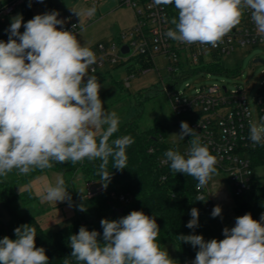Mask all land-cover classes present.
Instances as JSON below:
<instances>
[{"label": "clouds", "instance_id": "obj_1", "mask_svg": "<svg viewBox=\"0 0 264 264\" xmlns=\"http://www.w3.org/2000/svg\"><path fill=\"white\" fill-rule=\"evenodd\" d=\"M154 4L173 5L177 10L170 20L174 28L165 36L180 43L218 46L240 24L245 10L256 33L264 37V0H154ZM72 11L82 23L95 15L96 8ZM58 16L57 11L46 12L26 23L22 16L13 17L6 29L7 41L0 40V177L13 170L27 175L50 169L53 162L75 165L99 159L98 175L106 187L112 176L107 171L109 158L113 168H127L126 150L134 140L128 135L111 139L119 130L120 118L105 110L99 95L102 85L89 74L90 69L95 71L91 66L96 56L72 31L63 29L65 22ZM180 128L173 135L180 140L190 135V148L186 155L167 150L163 163L176 174L193 177L200 190L216 172L217 158L187 122L182 121ZM249 139L254 145L264 144V120L249 121ZM42 200L68 201L71 206L62 177L45 187ZM196 201L205 198L198 195ZM79 210L86 209L81 205ZM221 214L222 208L214 206L211 216ZM190 216L186 227L194 230L199 226V210L193 207ZM100 225L102 243L101 234L85 226L69 237L75 264H174L157 242L160 228L154 216L133 210L116 220L102 219ZM14 234L15 239H0V264H49L45 249L36 246L34 227L21 225ZM222 234V240L206 241L197 234L177 238L198 248L191 264H264V214L259 220L250 213L238 216ZM63 264L72 261L65 258Z\"/></svg>", "mask_w": 264, "mask_h": 264}, {"label": "trees", "instance_id": "obj_2", "mask_svg": "<svg viewBox=\"0 0 264 264\" xmlns=\"http://www.w3.org/2000/svg\"><path fill=\"white\" fill-rule=\"evenodd\" d=\"M10 0H3L0 7L7 4ZM21 6H28L23 3ZM136 64L142 69H149L151 62L145 59H137ZM121 64L112 67H106L96 74L102 87L100 89V99L111 103L118 102L125 87L122 81L115 79L111 74L112 70L117 69ZM204 69L213 72H223L228 75L237 73V69L225 68L222 63L213 64ZM128 72L132 69L127 68ZM158 90L151 89L143 96L141 92L135 94L134 98L139 104L149 101L155 97ZM166 101V98H165ZM167 102V101H166ZM168 103V102H167ZM141 110L132 118L119 124V130L111 139L119 136L128 135L134 140V143L126 150L127 168L117 170L113 168V160L110 157L107 165V171L112 173L110 181L105 187L101 183L98 175L99 159L95 161H84L73 165L71 162L55 163L53 167L45 170H33L31 174L43 172H54L62 175L65 187L69 191L74 207L75 220L72 224L62 227L57 231L46 234L35 216L31 213H20L17 210L16 201L24 200L26 197L34 199L31 190L27 189L21 194L14 190L19 182L15 179L5 180L0 178V203L8 214L4 219L0 215V239L7 236L15 239L14 229L29 224L36 229V246L43 247L45 254L49 258V264H63L65 258L75 261L71 254L69 246V237L77 234L81 226L87 230H96L101 235L98 237L103 242V229L100 225L102 219L116 220L126 216L133 210L143 211L146 215L154 216L160 228L157 242L162 247L167 243L173 244L178 259H188L195 257L198 248H193L190 244L181 242L177 236L197 234L202 225L200 211H205L204 202L196 201L197 183L191 176L183 173H174L171 171L168 163L160 164L165 160L164 153L169 150H178L175 146L164 142L166 130L175 125V117L163 112L158 113L151 124H144V117ZM248 157L251 160L253 169L256 166L264 165V144H260L257 149L249 151ZM79 170L83 181H98L103 186V192L90 198H84L83 193L75 196L70 188V180L73 172ZM119 194H128L131 196V202L123 205L117 201ZM233 197V211L237 214L250 213L253 219L259 220L264 214V185H257L255 178H252V184L248 190L240 196ZM83 205L85 211H80L79 207ZM195 207L199 210V226L189 229L187 222L191 219L190 210ZM119 208H122L119 211ZM212 212V210L210 211Z\"/></svg>", "mask_w": 264, "mask_h": 264}, {"label": "built area", "instance_id": "obj_3", "mask_svg": "<svg viewBox=\"0 0 264 264\" xmlns=\"http://www.w3.org/2000/svg\"><path fill=\"white\" fill-rule=\"evenodd\" d=\"M38 4L37 0H10L0 7V40L7 41L9 28L8 18L21 7ZM120 6L129 8L134 16V25L130 29L119 33L110 42H98L89 47L96 56V63L91 66L90 75L106 67H112L130 60L145 59L153 64L156 56L165 58L168 78L161 82L159 91L166 98L177 125L187 122L195 129L199 141L207 145L211 154L217 158L216 172L225 174L230 185L232 195L240 196L248 190L254 177V169L248 152L258 148L260 144H253L249 139L250 109L247 104L246 90H229L226 85L212 83L195 88L193 94L187 95L177 89L180 78L204 74L216 75L219 72L208 71L204 67L222 63L221 60L232 55L236 50L246 49L259 45L264 48V37L258 35L248 10H245L240 24L227 34L223 42L216 47L211 45H187L174 41L165 36L171 18L178 15L173 5H155L154 0H119ZM165 18L169 21L165 23ZM64 20L63 29L76 34L79 26L75 22ZM75 26V27H74ZM61 26H58V28ZM127 48L126 53L121 49ZM258 57H255L257 59ZM263 60V59H262ZM137 71L145 73L149 69H142L139 64ZM235 75V74H232ZM132 78V75L129 77ZM129 78L126 80L128 85ZM188 89L189 86L187 85ZM184 90V89H183ZM257 122L264 120V81L260 82V89L256 99ZM191 136H185L186 155ZM164 160H161L160 164ZM103 186L98 181H85L83 183V197L90 198L103 192ZM197 196L205 198L204 209L211 211L213 201L207 187L197 190ZM117 201L123 205L131 202L128 194H119Z\"/></svg>", "mask_w": 264, "mask_h": 264}, {"label": "rangeland", "instance_id": "obj_4", "mask_svg": "<svg viewBox=\"0 0 264 264\" xmlns=\"http://www.w3.org/2000/svg\"><path fill=\"white\" fill-rule=\"evenodd\" d=\"M3 0H0V3ZM95 6V15L91 18L85 17L80 23L79 17L72 9H83ZM23 9V11H22ZM57 11L59 16L66 18L69 22H75L79 26L78 32L75 34L81 44L90 46L98 42L107 43L115 39V37L134 25V16L132 11L119 5V0H43L31 6L20 7L10 15V23L13 17L22 16L26 23L37 14ZM58 16V17H59ZM24 31L23 26L20 29ZM258 57L264 60V48L256 45L246 49L236 50L232 55L221 60L225 68L237 69L235 75H228L219 72L216 75L197 74L195 76L180 78L177 89L184 94L191 95L195 88L202 85H210L218 83L226 85L229 90L240 89L244 87L246 90L247 104L250 109L251 120L257 122L256 99L258 97L260 82L264 81V65L253 64L252 61ZM168 62L165 58L156 56L153 59L151 68L145 73H139L138 67L134 60L122 63L117 69L112 70L111 74L115 79L122 81L123 89L120 95L121 99L116 103L102 101L103 106L108 112H116L120 118V123L126 122L141 110L144 117V124H151L158 113L172 115L168 103L165 101L164 95L159 91L161 82H166L168 78L166 67ZM132 69L131 72L127 68ZM132 75V78H129ZM129 78L128 85L126 80ZM189 86L187 89L186 86ZM156 89L155 97L144 104H138L135 94L141 92L143 96L147 91ZM184 89V90H183ZM173 116V115H172ZM181 128L175 124L166 130L164 142L175 146L178 150H185V137L183 140L173 134H179ZM57 177H62L59 173L43 172L39 174L27 175L19 174L13 170L6 177H0L5 180L15 179L19 181L14 190L17 194H21L29 189L33 193L34 199L24 197V200H17L16 206L20 213H31L35 216L39 225L46 234H51L58 229L72 224L75 220V212L73 203L69 206V202H47L42 200V194L45 187L54 184ZM63 178V177H62ZM254 178L257 185H264V165L254 168ZM83 179L79 170L73 172L70 180V188L74 197L83 193ZM212 196H214L217 205L222 208V214L213 218L210 211H200L202 225L199 228V235H202L206 241L211 239L222 240L224 238L222 232L225 227L231 228L235 225V218L243 214H237L233 211V197L227 178L222 172H215L206 184ZM0 215L7 219L8 214L0 203ZM167 249L169 256L175 261L174 264H191L195 257L188 259H178L173 244L167 243L161 247Z\"/></svg>", "mask_w": 264, "mask_h": 264}, {"label": "water", "instance_id": "obj_5", "mask_svg": "<svg viewBox=\"0 0 264 264\" xmlns=\"http://www.w3.org/2000/svg\"><path fill=\"white\" fill-rule=\"evenodd\" d=\"M121 51H122V53H126V52H127V48L123 47V48L121 49ZM252 63H253V64H263V65H264V60H262V59H260V58H257V59H254V60L252 61ZM121 210H122V208H119V211H121Z\"/></svg>", "mask_w": 264, "mask_h": 264}, {"label": "crops", "instance_id": "obj_6", "mask_svg": "<svg viewBox=\"0 0 264 264\" xmlns=\"http://www.w3.org/2000/svg\"><path fill=\"white\" fill-rule=\"evenodd\" d=\"M83 1H85V0H83ZM21 7H24V6H21ZM22 11H23V9H22ZM14 12H16V10H15ZM9 19H10V18H8V23H9V26H10V21H9ZM91 46H93V45H90V46H87V47H91ZM207 190H208L209 195H210V197H211V199H212V201H213L214 206H217V202H216L214 196H212V194H211V192H210V190H209L208 188H207Z\"/></svg>", "mask_w": 264, "mask_h": 264}]
</instances>
